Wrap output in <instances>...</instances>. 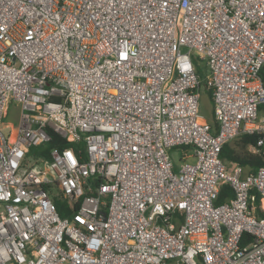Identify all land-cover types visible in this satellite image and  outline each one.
I'll use <instances>...</instances> for the list:
<instances>
[{"label":"built area","instance_id":"1","mask_svg":"<svg viewBox=\"0 0 264 264\" xmlns=\"http://www.w3.org/2000/svg\"><path fill=\"white\" fill-rule=\"evenodd\" d=\"M263 69L264 0H0V264H264Z\"/></svg>","mask_w":264,"mask_h":264},{"label":"trees","instance_id":"2","mask_svg":"<svg viewBox=\"0 0 264 264\" xmlns=\"http://www.w3.org/2000/svg\"><path fill=\"white\" fill-rule=\"evenodd\" d=\"M199 73H201V71ZM260 78L264 86V69L260 72ZM207 96L210 99L209 101L211 103V91H207ZM212 116L213 111L211 112V117ZM48 134L50 136V141L43 147L32 148L29 152L30 156H41L45 159H49L50 151L53 149L60 150L70 147L75 150V152H78L83 148V145L81 143H69L50 129L48 130ZM261 137L264 138V136L258 134H241L235 137L233 140L226 143L222 147L220 158L225 162L227 166L239 167L242 170L243 175L254 173L257 169L264 168V145L259 149L258 153H252L249 151L250 147L256 146L257 141ZM232 198L233 192L231 188L227 185H223L219 190L215 205L223 204ZM52 200L55 204L58 214L62 218L70 217L73 214V209L69 208L66 201L63 200L60 196H53ZM262 204L263 200L256 195L254 205L257 209V214L260 217L264 218V210H261Z\"/></svg>","mask_w":264,"mask_h":264},{"label":"rangeland","instance_id":"3","mask_svg":"<svg viewBox=\"0 0 264 264\" xmlns=\"http://www.w3.org/2000/svg\"><path fill=\"white\" fill-rule=\"evenodd\" d=\"M207 91L208 89L204 88L203 85L201 87L200 90V98H199V106H200V111L201 114L207 119V120H211V112L213 111L211 103H210V99L207 96ZM3 124H5L6 126L9 127H16L17 125V111L16 108L14 107V105L10 104L8 107V111L5 117H3L2 119ZM178 152L177 149H174L171 151V154H173V161L175 163H178V159L180 158V154ZM264 206V202L262 204V208Z\"/></svg>","mask_w":264,"mask_h":264}]
</instances>
